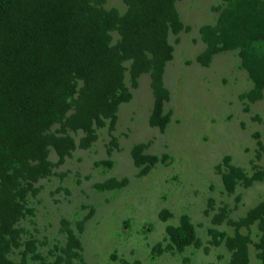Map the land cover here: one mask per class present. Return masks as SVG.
Returning <instances> with one entry per match:
<instances>
[{"label":"trees","instance_id":"16d2710c","mask_svg":"<svg viewBox=\"0 0 264 264\" xmlns=\"http://www.w3.org/2000/svg\"><path fill=\"white\" fill-rule=\"evenodd\" d=\"M177 1L122 0L126 12L120 15L115 9H104V0H0V264H27L29 260L50 264L38 253L34 237L21 241L25 231L18 225L33 216V210L26 207L27 197H35L40 189L34 185L50 177L52 168L61 165L76 148L88 149L105 120L109 121L108 129H114L119 105L132 98L124 84L126 71L132 88L137 87L142 74L149 75L154 101L148 122L160 131L165 128L170 113H162V104L169 95L162 77L173 50L167 36L189 31L175 9ZM221 1L227 7L215 25L199 29L205 48L196 61L208 67L213 56L240 49L241 67L252 82L244 97L252 103L262 97L264 89V53L248 52L245 47L264 43V0ZM111 32L119 36L115 44H111ZM125 62H130L128 69ZM55 124L59 128L51 132ZM69 132L83 136L75 143ZM254 136L258 138V134ZM110 144L115 146L114 137ZM257 146L259 159L263 150L259 140ZM145 147L137 144L130 151L140 177L159 161L145 154ZM50 149L57 156L56 163L48 160ZM102 164L110 166L109 162ZM222 165L224 170L218 166L217 172L228 195L235 193L237 185L250 187L264 180V166H253L248 176L231 165L228 156ZM126 185V179L111 178L95 184L94 189L104 192ZM90 216L76 223L77 231H82ZM158 216L166 221L170 214L161 211ZM211 222L233 228L232 236L208 230L209 244H223L230 253L228 264H249L250 238L240 230L255 225L260 237L254 247L259 264H264V198L237 221L229 218L223 205ZM60 231L65 245L51 264H86L69 222L62 220ZM165 235L167 244L162 248L158 243L153 253L181 254L189 246L201 247L185 215L179 218L178 226H166ZM20 247V260L9 259V253Z\"/></svg>","mask_w":264,"mask_h":264},{"label":"rangeland","instance_id":"374dc122","mask_svg":"<svg viewBox=\"0 0 264 264\" xmlns=\"http://www.w3.org/2000/svg\"><path fill=\"white\" fill-rule=\"evenodd\" d=\"M104 1V9H115L120 15L126 12L122 0ZM226 7L221 0L175 3L179 19L189 31L167 36L173 50L162 77L169 95L162 104V113H170V119L162 131L148 122L154 101L149 75L142 74L137 87L132 88L126 71L124 84L132 98L119 105L114 129L110 131L109 121L105 120L104 126L96 130L97 140L88 149L76 148L61 165L52 168L50 177L34 185L40 190L35 197L28 195L26 203L33 216H27L18 226L25 231L21 241L30 236L38 241L37 251L46 263H53L58 249L65 245L60 229L61 221L66 220L81 244L80 255L86 264H228L230 253L223 244H209L208 230L232 236L233 228L225 223L213 225L211 219L223 205L231 220L244 217L264 198V180L250 187L237 185L235 193L228 195L217 167L224 170L226 156L231 165L243 169L248 176L253 166H264V89L255 102L244 97L252 89V82L241 67L240 49L213 56L208 67L196 61L205 48L199 29L214 26ZM110 36L111 44L119 40L116 32ZM245 50L264 53V43H248ZM129 64L125 62L124 66L128 69ZM58 128L55 124L50 131ZM69 135L75 143L83 136L81 132ZM111 137L115 138V146L110 144ZM257 139L263 147L259 159ZM137 144L146 145L144 153L159 159L143 177L138 175L130 156ZM48 160L57 162L52 149ZM111 178L126 179L127 185L104 192L94 189L95 184ZM161 211L170 214L166 221L159 219ZM89 213L82 231H77L76 223ZM183 215L194 227L201 247L189 246L181 254L153 253L158 243L162 248L167 244L166 226H178ZM240 233L250 238L249 264H259L254 247L260 237L256 226L241 229ZM22 250L23 247L13 249L8 258L18 262ZM27 264L38 262L29 260Z\"/></svg>","mask_w":264,"mask_h":264}]
</instances>
